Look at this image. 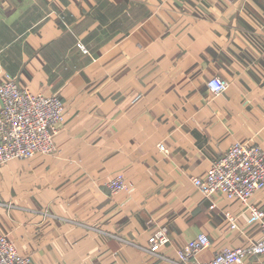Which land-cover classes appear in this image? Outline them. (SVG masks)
I'll return each instance as SVG.
<instances>
[{
    "label": "crops",
    "instance_id": "1",
    "mask_svg": "<svg viewBox=\"0 0 264 264\" xmlns=\"http://www.w3.org/2000/svg\"><path fill=\"white\" fill-rule=\"evenodd\" d=\"M0 72L65 104L55 153L0 165V231L31 264H175L202 232L208 261L260 237L190 178L234 142L264 150V0H0ZM250 204L264 212V189Z\"/></svg>",
    "mask_w": 264,
    "mask_h": 264
},
{
    "label": "built area",
    "instance_id": "2",
    "mask_svg": "<svg viewBox=\"0 0 264 264\" xmlns=\"http://www.w3.org/2000/svg\"><path fill=\"white\" fill-rule=\"evenodd\" d=\"M206 86L218 96L229 83L212 77ZM0 102V165L56 152L54 137L65 119V104L56 94L33 93L15 77L0 72ZM190 179L205 198L212 199L218 194L239 201L250 216L260 222V237L242 247L223 248L212 259L200 261L198 254L210 246L207 234L202 232L176 251L175 264H260L252 259L264 255V212L252 206L250 199L264 189V150L261 146L256 142H234L205 175ZM106 184L111 194L128 189L121 174L109 178ZM227 219L230 229H235L236 218L228 215ZM147 223L152 224L153 220ZM148 242L150 250L157 251L169 242L168 228L157 227ZM0 264H31L30 257L19 254L1 231Z\"/></svg>",
    "mask_w": 264,
    "mask_h": 264
}]
</instances>
